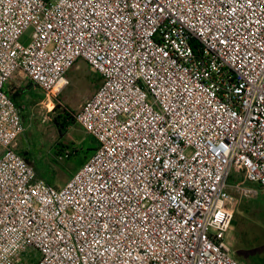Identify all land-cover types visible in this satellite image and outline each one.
<instances>
[{
  "label": "built area",
  "instance_id": "2783aa9c",
  "mask_svg": "<svg viewBox=\"0 0 264 264\" xmlns=\"http://www.w3.org/2000/svg\"><path fill=\"white\" fill-rule=\"evenodd\" d=\"M78 60L96 149L56 187L4 85L21 72L50 111ZM0 151V264H239L229 190L257 189L228 178L264 191V0H0Z\"/></svg>",
  "mask_w": 264,
  "mask_h": 264
},
{
  "label": "rangeland",
  "instance_id": "374dc122",
  "mask_svg": "<svg viewBox=\"0 0 264 264\" xmlns=\"http://www.w3.org/2000/svg\"><path fill=\"white\" fill-rule=\"evenodd\" d=\"M30 34L31 30H26L20 36V43L28 44ZM68 74V84L57 97L56 105L59 107L56 110L53 108L47 111L39 104L43 95L36 89L25 108L19 107L21 104L12 98L23 122V132L17 140V152L19 154L21 151L31 159V163H27L33 168L37 178L56 187L62 186L88 160L83 158L80 150L88 138L74 122L60 127L58 132L53 121L57 119L60 123V117L66 112L76 113L99 86L98 74L82 60L76 62ZM7 90L5 85V91ZM62 152H69L71 156H63L58 160V155ZM237 181L246 187L255 186L257 195L240 198L229 190L231 200L228 204L234 215L226 240L231 256L239 264H264V191L246 182L241 172L232 170L228 183L234 184ZM22 258L27 264H32L39 258V254L28 249L24 250Z\"/></svg>",
  "mask_w": 264,
  "mask_h": 264
},
{
  "label": "crops",
  "instance_id": "0c3cea01",
  "mask_svg": "<svg viewBox=\"0 0 264 264\" xmlns=\"http://www.w3.org/2000/svg\"><path fill=\"white\" fill-rule=\"evenodd\" d=\"M78 61H76V62H78ZM72 67L68 70L67 75H69L68 73H70V71L72 70ZM67 75H66V77H67ZM5 85H7V88H8L7 91H5ZM5 85H4V91H5V93L10 97V99L13 102H14V100L12 98L14 97L16 99V101L21 104L19 106L21 108H25L27 106V104L31 101V96L33 95L32 92H33V90L36 89L30 83V81L24 76V74H22L19 71L18 72H15L10 77V79L6 82ZM36 90L39 91L38 89H36ZM14 104H15V102H14ZM19 155L22 156V157H24L26 159V162H28L29 164L31 163V159L29 157H25V155L23 153H21V151H19ZM248 187L256 188L253 185L248 186Z\"/></svg>",
  "mask_w": 264,
  "mask_h": 264
},
{
  "label": "trees",
  "instance_id": "16d2710c",
  "mask_svg": "<svg viewBox=\"0 0 264 264\" xmlns=\"http://www.w3.org/2000/svg\"><path fill=\"white\" fill-rule=\"evenodd\" d=\"M98 81H99V85L101 83V78L99 75H97ZM59 106H55L54 109H58ZM64 113V111H63ZM75 114V113H74ZM74 114H70V113H64V115L62 117H60V123H58L57 119H54V125L57 126L56 130L58 132H60V127H64L65 125H68L72 122H74ZM59 118V117H58ZM22 121V120H21ZM23 123V122H22ZM88 140H86L85 142H83L82 146L80 148L82 154H83V158L87 159L89 158V156L92 155V153L94 152V150L96 149V142L94 141V139H92L90 136L87 135ZM68 156H71V154L68 152ZM24 160H26L24 157H22ZM234 215V214H233ZM233 220V219H232ZM235 221V220H234ZM26 264V263H24Z\"/></svg>",
  "mask_w": 264,
  "mask_h": 264
}]
</instances>
